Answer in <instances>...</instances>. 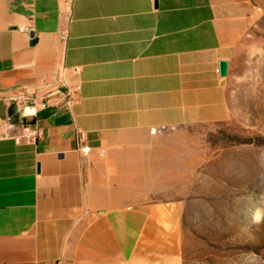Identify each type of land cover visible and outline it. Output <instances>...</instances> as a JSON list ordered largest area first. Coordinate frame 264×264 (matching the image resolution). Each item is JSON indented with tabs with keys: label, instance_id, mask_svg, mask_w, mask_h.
<instances>
[{
	"label": "crops",
	"instance_id": "obj_1",
	"mask_svg": "<svg viewBox=\"0 0 264 264\" xmlns=\"http://www.w3.org/2000/svg\"><path fill=\"white\" fill-rule=\"evenodd\" d=\"M249 12L246 0H0V264L135 254L152 142L229 116L219 64ZM16 97L47 103L30 119L36 143L12 138Z\"/></svg>",
	"mask_w": 264,
	"mask_h": 264
},
{
	"label": "rangeland",
	"instance_id": "obj_2",
	"mask_svg": "<svg viewBox=\"0 0 264 264\" xmlns=\"http://www.w3.org/2000/svg\"><path fill=\"white\" fill-rule=\"evenodd\" d=\"M246 1L229 116L152 142L147 198L136 204L144 224L121 264H264V0Z\"/></svg>",
	"mask_w": 264,
	"mask_h": 264
},
{
	"label": "built area",
	"instance_id": "obj_3",
	"mask_svg": "<svg viewBox=\"0 0 264 264\" xmlns=\"http://www.w3.org/2000/svg\"><path fill=\"white\" fill-rule=\"evenodd\" d=\"M156 1V0H152ZM63 39L65 37L63 36ZM79 88H76L66 96V104L70 106L73 102L72 94L76 92ZM14 116L17 117V122H19L18 133L13 134L12 138L15 140L17 144L21 143H36L42 136L41 129L31 121V118H34L37 112L41 109H45L47 107V103L45 100L34 99L31 104H27L24 102L22 97H16L12 99ZM11 127H15V123L12 122L10 124ZM81 139H83V134L81 133ZM82 141V140H81ZM79 151L84 155H88L91 151V148L85 143L81 142L79 146Z\"/></svg>",
	"mask_w": 264,
	"mask_h": 264
},
{
	"label": "water",
	"instance_id": "obj_4",
	"mask_svg": "<svg viewBox=\"0 0 264 264\" xmlns=\"http://www.w3.org/2000/svg\"><path fill=\"white\" fill-rule=\"evenodd\" d=\"M219 71L222 77L228 75L229 72V63L227 61H221L219 64ZM14 113V109L10 111V115ZM17 120L16 116H11V122H15Z\"/></svg>",
	"mask_w": 264,
	"mask_h": 264
}]
</instances>
